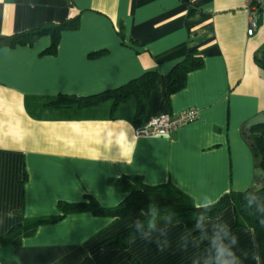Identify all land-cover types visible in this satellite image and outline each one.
<instances>
[{
	"label": "crops",
	"instance_id": "0c3cea01",
	"mask_svg": "<svg viewBox=\"0 0 264 264\" xmlns=\"http://www.w3.org/2000/svg\"><path fill=\"white\" fill-rule=\"evenodd\" d=\"M248 0H0V38L45 23L76 19L54 52L50 34L0 47V238L27 219L59 214V202L120 204L126 193L111 180L140 176L148 185L173 184L193 201L258 187L257 159L244 134L264 113V10L248 35ZM196 50L203 65L183 88L166 92L170 72ZM156 71L144 122L189 108L197 119L167 135H138L135 100L110 115L111 102L83 110L47 105L60 95L88 96ZM141 125V126H142ZM135 145L132 163L120 159ZM262 180V179H261ZM9 213L14 215L10 218ZM238 237L243 264H260L255 231L237 226L233 203L212 217ZM133 214L115 219L72 213L41 225L19 243L0 241V264H191L197 250L180 239L193 226L177 219L109 243L133 226ZM195 235V233H193ZM167 241V243H165ZM164 247V250H160Z\"/></svg>",
	"mask_w": 264,
	"mask_h": 264
},
{
	"label": "trees",
	"instance_id": "16d2710c",
	"mask_svg": "<svg viewBox=\"0 0 264 264\" xmlns=\"http://www.w3.org/2000/svg\"><path fill=\"white\" fill-rule=\"evenodd\" d=\"M263 11V10H261ZM260 11V12H261ZM78 22L76 19H66L58 23H45L29 31L0 38V47L4 45H15L17 43L33 42L42 34H50L52 44L48 51L54 52L60 39L63 29L75 28ZM257 61L264 69V50L257 54ZM203 65L202 57L196 50L187 52L183 59L175 64L170 72V79L166 92V101L170 104L171 94L184 87L186 77L189 72L200 68ZM157 80V72L150 70L143 75L128 81L127 83L113 89H108L100 93L77 96L60 95L47 101V105L60 108H77L80 110L111 102L110 115L117 116L122 104L130 99L135 100V113L133 122L136 126H141L144 122L148 108L149 97ZM244 134L255 150L257 166L264 170V124L254 125L244 129ZM264 180V179H263ZM117 189L126 193L125 199L118 205L104 207L98 203L93 196H87L85 202H59V214L55 216H41L27 219L25 222L14 226L4 237L0 238L2 243H19L24 237L32 235L43 224L53 223L64 216L72 213L92 212L96 215L110 216L115 219L133 214L136 220H144L146 217L140 216V210H147L149 204L157 207L161 214H168L170 222L182 219L189 226L196 223L197 214L202 210L193 207V199L178 189L173 184L148 185L140 176H121L111 180ZM258 181H261L259 176ZM251 192H258L264 196V185L251 187ZM233 203L237 214V226L250 227L256 233L260 264H264V224L260 223V214L245 208L243 197L240 191L231 190L226 193L216 204L210 213L213 216L224 205ZM165 222L158 221L156 227L164 225ZM145 228L142 231H147ZM135 227L130 228L120 236L114 238L109 243L124 244L127 237L139 232Z\"/></svg>",
	"mask_w": 264,
	"mask_h": 264
},
{
	"label": "clouds",
	"instance_id": "9594fccd",
	"mask_svg": "<svg viewBox=\"0 0 264 264\" xmlns=\"http://www.w3.org/2000/svg\"><path fill=\"white\" fill-rule=\"evenodd\" d=\"M134 151L135 145L128 143L125 150L121 152L120 159L111 160V162L117 163L123 160L125 163L131 164ZM257 183L264 185V180L257 181ZM239 191L242 194L245 208L254 209L255 213L264 217V196L258 192H251L248 187L241 188ZM217 203L218 200L213 196H203L193 202V207L202 211L197 214L195 225L180 237L183 241V251L188 249L189 238L197 250L191 264H243L241 255L237 252L238 237L227 221L218 216L213 218L210 214ZM13 215V213H9L10 218ZM139 215L146 217V219L134 220L133 226L140 230L141 238L147 237L151 242L152 238L148 232L155 231H160L161 237L167 236L166 230H158L156 224L158 221H163L165 228H167L168 224L171 223L168 214H161L157 207L149 204L147 210H140ZM260 223L264 224V218L260 220ZM145 226H147L148 232L142 231ZM160 250H164V247H160Z\"/></svg>",
	"mask_w": 264,
	"mask_h": 264
},
{
	"label": "built area",
	"instance_id": "2783aa9c",
	"mask_svg": "<svg viewBox=\"0 0 264 264\" xmlns=\"http://www.w3.org/2000/svg\"><path fill=\"white\" fill-rule=\"evenodd\" d=\"M247 9L249 12L248 35H253L258 29L260 11L264 10V0H248ZM198 115L196 108H189L178 114L162 113L136 128V133L138 135H167L172 130L194 121Z\"/></svg>",
	"mask_w": 264,
	"mask_h": 264
},
{
	"label": "water",
	"instance_id": "95a60500",
	"mask_svg": "<svg viewBox=\"0 0 264 264\" xmlns=\"http://www.w3.org/2000/svg\"><path fill=\"white\" fill-rule=\"evenodd\" d=\"M259 124H264V113L259 114L258 116H256L255 118H253L252 120H250L247 124L245 128L254 126V125H259ZM257 175L261 177V179H264V170L262 169H257L256 171Z\"/></svg>",
	"mask_w": 264,
	"mask_h": 264
}]
</instances>
